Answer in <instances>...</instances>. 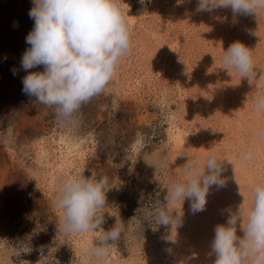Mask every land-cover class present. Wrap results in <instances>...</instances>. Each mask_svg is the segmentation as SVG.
<instances>
[{
    "label": "rangeland",
    "instance_id": "1",
    "mask_svg": "<svg viewBox=\"0 0 264 264\" xmlns=\"http://www.w3.org/2000/svg\"><path fill=\"white\" fill-rule=\"evenodd\" d=\"M197 2L119 0L130 52L106 90L73 123H61L54 107L22 91L32 0H0V264H92L99 233L60 231L55 206L59 187L77 174L107 176L113 185L102 227L120 221L124 229L104 264H177L185 256L213 264L208 246L226 222L223 210L246 206L250 186L264 182V141L252 135L264 126V114L253 111V97L264 94V11L234 18L230 10L198 13ZM235 40L251 49L259 73L252 85L218 68ZM249 148L254 157L244 160ZM209 153L224 160L227 183L209 189L202 212L185 200L176 242L166 241V229L153 231L143 214L179 209L180 201L162 205L169 181L182 178L187 156L202 166ZM24 248L30 252L13 256Z\"/></svg>",
    "mask_w": 264,
    "mask_h": 264
},
{
    "label": "clouds",
    "instance_id": "2",
    "mask_svg": "<svg viewBox=\"0 0 264 264\" xmlns=\"http://www.w3.org/2000/svg\"><path fill=\"white\" fill-rule=\"evenodd\" d=\"M143 4L144 0H140ZM185 0H177V5ZM230 10L232 16H257L264 11V0H198V13ZM34 21L26 36L28 47L22 54L20 68L22 91L39 103L54 107L61 123H73L81 107L107 88L122 57L130 52L131 36L119 0H32L28 13ZM42 66V70L39 69ZM218 68L234 69L240 80L253 84L258 72L251 49L242 41H233L223 51ZM13 69V75L16 74ZM253 111L264 114V94L253 97ZM256 140L264 141V126L252 132ZM187 156V155H186ZM254 157L252 148L243 152L244 160ZM223 159L209 153L202 166L187 156L182 178L169 181L164 203L180 201L181 207L160 206L144 212L142 220L153 231L166 229L162 237L175 243L182 226V204L190 202L193 213L202 212L212 186L223 187ZM231 162V161H229ZM113 185L107 176L101 178L77 174L67 178L56 193L55 206L60 210V231L68 233L97 232L89 254L92 264H104L108 245L118 241L124 229L120 221L107 231L102 227L106 193ZM242 195V194H241ZM243 197V196H242ZM225 223H218L210 245L213 264H264V182L250 186V200L235 210L226 208ZM238 231L242 234H238ZM30 252L24 248L13 256Z\"/></svg>",
    "mask_w": 264,
    "mask_h": 264
},
{
    "label": "bare ground",
    "instance_id": "3",
    "mask_svg": "<svg viewBox=\"0 0 264 264\" xmlns=\"http://www.w3.org/2000/svg\"><path fill=\"white\" fill-rule=\"evenodd\" d=\"M241 160V159H240ZM262 161V160H261ZM263 162V161H262ZM241 167V165H240ZM263 167V166H262ZM245 168V167H244ZM247 168V167H246ZM257 169V168H256ZM248 171H249V168H248ZM251 171V170H250ZM252 173V172H251ZM258 174V173H257ZM260 175V174H259ZM261 176V175H260ZM249 179V178H248ZM216 188V186H215ZM219 189V188H218ZM215 191V190H214ZM217 192V191H216ZM232 208V207H231ZM195 246V245H194ZM210 247V246H208ZM180 255V253L178 254ZM176 258V257H175ZM178 259L180 260L179 263L177 264H189V262H192V263H196L199 259L198 258H190L189 259V256H185V257H178ZM208 260V259H207ZM199 262V261H198ZM163 263V262H162Z\"/></svg>",
    "mask_w": 264,
    "mask_h": 264
}]
</instances>
